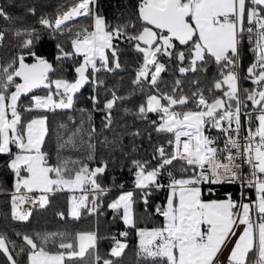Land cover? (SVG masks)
<instances>
[{
  "label": "snow or ice",
  "instance_id": "1",
  "mask_svg": "<svg viewBox=\"0 0 264 264\" xmlns=\"http://www.w3.org/2000/svg\"><path fill=\"white\" fill-rule=\"evenodd\" d=\"M14 7L0 3L15 38L0 62V178L11 181L10 220L27 224L68 193L55 213L61 221L106 209L123 228L110 237L98 227L17 231L19 242L0 231V264H122L133 239L136 264H264V0H117L115 23L101 0H66L52 14L26 5L39 28ZM78 18L89 23L74 26ZM42 30L67 38L54 59L40 50ZM8 35L0 31V45ZM246 51L253 58L245 69ZM126 56L134 64L127 94L116 80ZM50 113L67 116L54 148ZM145 136L150 158H137ZM124 169L130 188L115 174ZM225 185L238 192L213 198ZM161 192L163 202L153 203ZM101 239L111 241L103 255Z\"/></svg>",
  "mask_w": 264,
  "mask_h": 264
},
{
  "label": "trees",
  "instance_id": "2",
  "mask_svg": "<svg viewBox=\"0 0 264 264\" xmlns=\"http://www.w3.org/2000/svg\"><path fill=\"white\" fill-rule=\"evenodd\" d=\"M4 0H0V3H3ZM66 0H15V7L13 8V14L15 16H22L25 18L24 22L28 25L33 27L39 28L40 26L36 22V19L33 17L28 16L25 11L26 5H39V11L41 13L52 14L55 13L58 8H60L63 4H65ZM126 2V0H125ZM117 4V0H101V11L107 16L110 22L115 23L116 21L113 20L114 15H118L115 5ZM74 26L78 25H87L89 23L87 18H78V21L72 22ZM11 28L12 25H9L7 22L0 20V31H7L9 32L8 38L4 44L0 45V62L5 61L12 53L14 48V37L11 35ZM67 38L60 36L54 37L50 34L47 30H42V42L40 44V50L48 58L54 59L53 56L49 55L55 51V44L58 41H66ZM121 47H126L125 44H122ZM126 63V69L120 73L119 76L116 77L117 81H120L121 85H123V90L125 94L128 91V84L131 78V74L134 70V64L132 63L131 56H126L123 58ZM251 62V54L249 52H245L243 65L244 68L248 66ZM215 74V69H210L209 76ZM171 73L164 74V80L168 81ZM71 79V75L68 76ZM245 86H250L249 84L245 83ZM38 94H45L42 90H37ZM90 94V89L82 90L83 97H87ZM24 103H28V98H23ZM139 100V93L133 97V101ZM82 101L78 103L77 107H86ZM132 103H126L125 107L132 108ZM72 113H69L71 115ZM50 118V136L51 139L48 141V146L54 148L56 145V136L58 131V124L67 121V116H62L59 114H49ZM75 118L79 120L80 114L77 112L75 114ZM155 118V117H153ZM129 124H132L133 118L128 116L125 117ZM96 123L99 124V116H95ZM136 127L144 128L146 127L145 124L141 123L140 121L135 122ZM111 135V133H108ZM153 141L157 140V134L153 133ZM125 144L130 143V137H125L124 139ZM137 146H139L140 151L135 153L137 158H150V151L148 140L145 136L143 141L137 139L136 141ZM55 158L53 153V159ZM4 157H0V164L3 163ZM113 173H109L103 183L105 185H110L111 183V176ZM116 175L122 177V182L125 183L126 187L131 186V176L128 173L127 169H124L123 172L117 170L115 173ZM0 183L3 184V189H8V191L0 190V231H7L12 239H16L19 242V239L15 236V232H35V231H68V232H75L81 229H89L98 227L99 233L102 237H110L112 234L117 233L119 230L123 228V225L120 223H113L112 222V214L110 211L105 209V214L102 216L97 217H83L79 221H74L72 219H67L61 221L55 213L60 210H64L66 206V198L69 195L68 193L58 194L51 202L50 207L43 210H38L34 213L33 218L30 220L29 223H19L10 220V211H9V198H10V188H11V181L7 177L0 178ZM119 190L113 189V191L109 194V197L105 200V203L110 201L111 198L117 194ZM225 192H232L234 195L238 192V188L236 186H222L217 187L214 191L213 198H222L224 197ZM166 193L161 192L158 194L159 199L154 201L153 203L163 202L164 196ZM151 209H149V212ZM135 212L138 217H143L145 213L144 206L141 203H137L135 206ZM151 219V218H150ZM135 241L132 240L130 244V249L127 251V255L123 258L122 264H136L135 253L134 249ZM111 241L110 239H101L99 241V249L101 254H106L110 249Z\"/></svg>",
  "mask_w": 264,
  "mask_h": 264
},
{
  "label": "crops",
  "instance_id": "3",
  "mask_svg": "<svg viewBox=\"0 0 264 264\" xmlns=\"http://www.w3.org/2000/svg\"><path fill=\"white\" fill-rule=\"evenodd\" d=\"M222 198H223V197H222ZM225 256H227V251H225L224 256H221L220 259L223 260Z\"/></svg>",
  "mask_w": 264,
  "mask_h": 264
},
{
  "label": "built area",
  "instance_id": "4",
  "mask_svg": "<svg viewBox=\"0 0 264 264\" xmlns=\"http://www.w3.org/2000/svg\"><path fill=\"white\" fill-rule=\"evenodd\" d=\"M250 54H251V52H249ZM252 54H251V60H252ZM251 195H253L254 196V191H253V193H251ZM9 211H10V205H9Z\"/></svg>",
  "mask_w": 264,
  "mask_h": 264
}]
</instances>
